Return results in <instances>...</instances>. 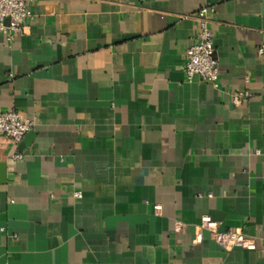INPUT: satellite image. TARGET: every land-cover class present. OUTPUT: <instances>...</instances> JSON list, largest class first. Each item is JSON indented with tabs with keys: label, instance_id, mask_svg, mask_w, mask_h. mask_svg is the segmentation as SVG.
<instances>
[{
	"label": "crops",
	"instance_id": "obj_1",
	"mask_svg": "<svg viewBox=\"0 0 264 264\" xmlns=\"http://www.w3.org/2000/svg\"><path fill=\"white\" fill-rule=\"evenodd\" d=\"M202 6L217 88L183 71ZM263 9L32 0L0 36V113L36 122L17 147L0 136V264H264ZM204 216L257 248L222 249Z\"/></svg>",
	"mask_w": 264,
	"mask_h": 264
},
{
	"label": "built area",
	"instance_id": "obj_2",
	"mask_svg": "<svg viewBox=\"0 0 264 264\" xmlns=\"http://www.w3.org/2000/svg\"><path fill=\"white\" fill-rule=\"evenodd\" d=\"M32 0H0V36L5 42L10 44L14 38L23 34L25 23L32 20L33 14L30 11ZM213 9L208 6L200 7L194 14L193 19L196 23V32L193 44L186 50L184 55L183 71L187 82L198 79L207 83L213 88L218 87V62L214 56L213 34L210 26ZM258 54L264 56V45H261ZM248 93L233 94L234 104H241ZM36 122L34 119H26L14 112L0 113V136L7 139L12 147H17L26 134L32 131ZM20 154H14V160H20ZM81 192H75L74 198L80 200ZM156 211L159 207L154 208ZM176 230L181 229L179 223L175 226ZM199 230L209 232L213 240L222 249L240 248L247 251H254L257 248L256 241L247 237L240 229L230 228L219 230L218 224L209 217L204 216L200 219ZM202 239L198 233L194 239V244L201 243Z\"/></svg>",
	"mask_w": 264,
	"mask_h": 264
},
{
	"label": "water",
	"instance_id": "obj_3",
	"mask_svg": "<svg viewBox=\"0 0 264 264\" xmlns=\"http://www.w3.org/2000/svg\"><path fill=\"white\" fill-rule=\"evenodd\" d=\"M263 16H264V9H263Z\"/></svg>",
	"mask_w": 264,
	"mask_h": 264
}]
</instances>
